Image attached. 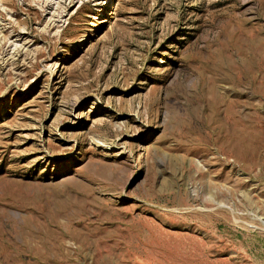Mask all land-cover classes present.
Masks as SVG:
<instances>
[{
  "label": "rangeland",
  "instance_id": "obj_1",
  "mask_svg": "<svg viewBox=\"0 0 264 264\" xmlns=\"http://www.w3.org/2000/svg\"><path fill=\"white\" fill-rule=\"evenodd\" d=\"M0 264H264V0H0Z\"/></svg>",
  "mask_w": 264,
  "mask_h": 264
}]
</instances>
